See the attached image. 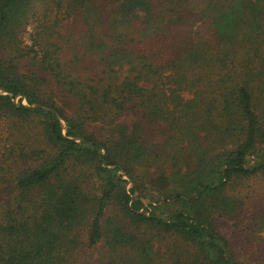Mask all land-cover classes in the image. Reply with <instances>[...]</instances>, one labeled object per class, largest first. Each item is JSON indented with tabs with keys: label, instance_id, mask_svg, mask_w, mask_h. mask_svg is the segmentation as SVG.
I'll use <instances>...</instances> for the list:
<instances>
[{
	"label": "trees",
	"instance_id": "16d2710c",
	"mask_svg": "<svg viewBox=\"0 0 264 264\" xmlns=\"http://www.w3.org/2000/svg\"><path fill=\"white\" fill-rule=\"evenodd\" d=\"M36 1L0 0V112L32 122L42 142L0 221V264H72L86 230L103 264H162L160 235L171 264H237L215 216L236 206L224 193L233 177H264V0H187L178 11L185 0H39L63 18L40 23L23 50L17 36ZM69 17L63 36L54 28ZM180 24L186 40L166 58L133 45ZM151 167L174 185L167 215L136 191L137 170Z\"/></svg>",
	"mask_w": 264,
	"mask_h": 264
},
{
	"label": "rangeland",
	"instance_id": "374dc122",
	"mask_svg": "<svg viewBox=\"0 0 264 264\" xmlns=\"http://www.w3.org/2000/svg\"><path fill=\"white\" fill-rule=\"evenodd\" d=\"M101 1L104 2L101 4L105 5V1L108 0ZM159 1L161 3L162 0ZM165 1L167 4L174 5L173 2H170L171 0H164L163 2ZM186 3L187 0H185L184 4L179 5L176 11L186 7ZM46 6L47 4L44 1L37 0L35 2L34 9L30 12L29 17L22 25L17 36L20 40L18 44L21 49L25 50L30 47L33 42L32 38H37L36 33L40 29V23L51 24V22L53 23L55 20L63 18L62 12L64 9L61 12L57 11L54 7L46 8ZM105 9L110 13L109 7L105 6ZM139 13H142V11H139ZM71 22L72 18L69 17L67 21L63 20L54 29H57L63 36H66L72 30ZM182 25L180 24L178 27L172 28L171 33L165 36L164 39L160 37L159 39L151 40V42L145 41L144 44L135 42L137 45H133L143 49L152 47V51L156 52L158 56L162 55L166 58L169 55L170 48H172L171 43L181 44L186 40L182 36V32L184 31ZM195 27L196 25H193V29ZM64 30L66 31L64 32ZM7 50L8 48L5 47L2 54L6 55L8 53ZM62 59H73L72 51L65 48ZM182 97L184 99L190 98L192 94L183 92ZM122 121L130 126L132 117H123ZM31 123L0 112V221L3 222L6 221L9 211L16 209L18 191L15 188V183L17 174L27 164H32V158L25 157V155L34 149L42 147L38 128ZM96 124L93 131L101 136L105 135L109 126L101 123ZM152 137L155 138V135H152ZM76 141H80V139H76ZM154 141L157 140L154 139ZM164 168L166 172H169L168 165L165 164ZM83 169L85 172L89 171L87 168ZM137 171L143 176L140 178L142 180H139L135 187L144 203L148 204L152 202L154 205H159V202L162 201L163 205H167L162 199L174 185L166 178V174L154 173L152 167L148 172H145L143 169H138ZM87 185L91 190L93 189V192L98 193L99 180L97 177L94 176L88 179ZM131 186L132 183L126 180L125 188L128 189ZM224 193L231 199L236 200V206L226 214L215 216V224L218 230L229 240L237 264H264V177L261 174L233 177L228 182ZM171 210L172 208L167 205L157 208L156 212L167 215ZM85 233H87V230L82 236V245L71 256V263L103 264L105 261L102 260V248L100 245L95 247L87 246ZM171 242V239H168L164 235H160L157 238L153 236L152 246L157 252V259L163 261L162 264L172 263L171 258L174 256V247L171 245ZM103 259L105 258L103 257Z\"/></svg>",
	"mask_w": 264,
	"mask_h": 264
},
{
	"label": "built area",
	"instance_id": "2783aa9c",
	"mask_svg": "<svg viewBox=\"0 0 264 264\" xmlns=\"http://www.w3.org/2000/svg\"><path fill=\"white\" fill-rule=\"evenodd\" d=\"M16 102H17V100H15ZM22 102L24 103L25 102V100L24 99H22Z\"/></svg>",
	"mask_w": 264,
	"mask_h": 264
}]
</instances>
